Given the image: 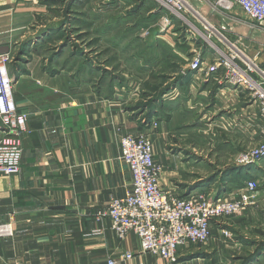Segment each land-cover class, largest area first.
Returning a JSON list of instances; mask_svg holds the SVG:
<instances>
[{
  "label": "crops",
  "instance_id": "crops-1",
  "mask_svg": "<svg viewBox=\"0 0 264 264\" xmlns=\"http://www.w3.org/2000/svg\"><path fill=\"white\" fill-rule=\"evenodd\" d=\"M41 6L44 7L37 0H0V27H5L0 30V40L25 37L28 31L21 30L44 11ZM238 25L244 29L242 35L246 39L260 42L252 54L257 49L262 52L264 33ZM9 42L0 41V47H8ZM13 56L8 65L14 80L13 95L18 111L27 115L28 130L21 139L20 171L0 174V223L10 222L13 228L12 236L0 237V264H108L110 259L115 264H207L204 255L211 251L220 261L228 255L230 264H264V204L247 206L225 221H217V226L212 225L210 240L180 247L175 260L143 252L132 232L118 238L109 217L99 215L106 211L112 197L122 196L131 187V172L119 159V141L126 134L144 132L149 136L154 159L163 165L160 185L177 196L205 191L216 197L236 189L220 190V178L216 176L214 181L190 190L195 182L209 178L206 171L198 174L192 170L195 157L201 163L224 164L228 158H223L230 154L227 146L216 143L208 150L207 158L198 155L189 141L178 142V133L190 137L195 128L181 109L182 100L188 96L182 88L192 82V77H203V72H187L178 77L168 88L164 103H160L161 99L149 108H140L136 105L145 98L129 89L127 93L124 85L118 86L129 78L123 75L124 79L115 78V83L108 73L104 76L102 65L99 72L90 64L52 72L39 59L21 64L22 60ZM208 58L203 56V66L208 64ZM212 76L208 83L204 81L200 92L213 88L216 102L221 101L214 103L213 114L221 122L229 125L239 119L246 123L255 116L259 118L258 107L252 114L251 107L256 103L246 93L219 81L218 74ZM152 121H156L155 127H150ZM243 132L247 139L241 142L236 138L233 143L238 150L259 141V136L254 135L256 129L249 133L245 128ZM254 137L256 143L252 142ZM260 172H264V166H260ZM226 187H230L228 181ZM258 195V201H262L264 191L259 190ZM223 229L229 231L228 238L222 236ZM125 251L132 252L133 257L122 261ZM198 253L200 256L193 257Z\"/></svg>",
  "mask_w": 264,
  "mask_h": 264
},
{
  "label": "rangeland",
  "instance_id": "rangeland-1",
  "mask_svg": "<svg viewBox=\"0 0 264 264\" xmlns=\"http://www.w3.org/2000/svg\"><path fill=\"white\" fill-rule=\"evenodd\" d=\"M37 1L44 6L40 8L44 11L38 12L32 19L33 22H30L27 27L25 25V29L21 30V32L28 31L27 35L25 37L16 35L10 39L1 38L0 40L11 41L8 43V48L15 58L19 57V61L22 60L21 64H25L31 59H39L52 72L61 67L69 70L77 66V69H80L78 68L80 65L87 64L97 67L98 69H94L99 72L103 66L104 76H107L106 73H108L109 77L112 76L111 81H114L115 78L117 81L124 79L123 75L127 76L129 80L120 81L118 86L124 85L127 93L131 91L144 98H149L148 101L151 105L165 97L168 88H172L178 77L188 74L187 72H196L190 68L193 60V54L190 51L201 47L202 56L209 57V60L211 56L208 55L212 53L209 44L219 45L217 41H220L219 38L222 39L220 34L216 33V35H211L209 42H204L201 36L200 38L193 37L200 43L191 40V43L187 44L189 40L186 38L184 28H181L179 23H175V28L173 27L170 31L160 33V13H155L160 6L155 1L154 3L150 0ZM197 8L215 30L222 32L231 40L238 41L239 46L245 48L246 52L253 56L254 48L260 42L246 39L242 35L244 29L240 25L220 19L210 13L205 6L199 4ZM3 19L5 21V18ZM196 25L201 31L209 28L206 24L199 22H196ZM1 29H5V27H0ZM214 29L209 30L213 33ZM257 34L259 35V33ZM261 40L264 43V37ZM261 46L263 51L260 61H258V57L256 60L264 63V45ZM211 77H213L212 74L204 75L201 78L194 76L192 82L183 86L182 89H185L188 96L182 100L181 109L188 116L190 126L195 128L189 133L190 137H185L183 133H178L177 137L181 139L178 142L189 141L191 146L196 148L198 155L200 153L202 156L206 155L207 158H209L208 150L212 145L218 143L227 146L229 149L226 150L230 154L223 158V160L228 158L224 164L215 162L213 158L211 160L214 162L211 164L201 163L198 161L200 159L196 157L195 163L191 164L192 170L198 174L206 171L209 173L208 177L218 176V174L220 177L222 175L220 172L225 168L236 165V159L240 153L252 147V143H250L246 146L248 148L244 147L245 149L238 150V148H234L235 144L233 143L236 138L237 141H245L247 138H245L243 130L246 128L247 132L251 133L252 128L253 130L257 129L256 125L260 123V118L251 117V121H246L247 125L243 122L244 120L240 119L229 125L221 122L220 117L213 114L214 103L215 105L221 103L220 100L216 102L215 94L212 92L213 88L209 87L204 92L201 89L200 92L204 81L208 83ZM110 86L112 89L113 84ZM162 89L164 92H161L160 99H157L156 93ZM164 101L166 100L163 99L160 103H164ZM221 105L223 108V104ZM154 107H157V104ZM251 109L252 114L256 113L257 105H252ZM180 134L186 139L181 138ZM254 135L258 136L257 133ZM248 137H250L249 134ZM256 140L257 138L254 137L253 141L252 138L248 141L255 142ZM260 166L263 168L264 158L256 164L248 166L245 176L246 174L251 176L259 173L258 191H264V172H260ZM258 199L259 195L257 194L256 201L251 205L264 204V197L262 201H258ZM255 209L258 213L260 212L258 208ZM226 219L228 218L224 217L220 222ZM216 222H212L213 228L215 225L217 226ZM221 234L225 238L230 236L229 231L225 229L221 230ZM212 236L213 231L211 238ZM195 256H200V254L193 255V257ZM226 256L220 261L218 256L211 251L204 255V259L207 264H230L229 256ZM244 262L242 261V263Z\"/></svg>",
  "mask_w": 264,
  "mask_h": 264
},
{
  "label": "built area",
  "instance_id": "built-area-1",
  "mask_svg": "<svg viewBox=\"0 0 264 264\" xmlns=\"http://www.w3.org/2000/svg\"><path fill=\"white\" fill-rule=\"evenodd\" d=\"M154 1L160 6V33L170 31L175 23H179L189 41L197 42L193 37L202 36L204 42H209L211 35L216 33L222 37L217 41L219 45L209 44L212 54L205 66L202 48L193 49L190 68L203 72V75L218 74L219 81L246 93L256 103L260 118L256 129L259 141L240 153L235 163L239 166L256 164L264 158V63L256 60L261 50L257 49L250 56L238 41L216 31L195 2L214 11L218 17L264 33V0ZM196 22L209 28L201 31ZM209 29H214V32ZM11 59L10 51L0 52L1 175H13L20 171L21 139L28 130L27 115L18 111L13 95L14 80L8 67ZM143 123L147 125L146 121ZM156 125V121H152L150 127ZM119 147V159L128 166L132 175L131 187L122 196L112 197L106 211L99 215L109 217L111 228L118 238L134 233L143 252L175 260L180 247L200 245L210 240L213 221L238 214L256 201L259 183L254 177L247 178L241 187L229 191L228 195L215 198L205 191H198L179 197L160 185L163 165L155 161L152 142L146 133L122 136ZM12 235V224L0 223V237ZM132 257V252L125 251L121 260ZM115 263L113 259L108 260V264Z\"/></svg>",
  "mask_w": 264,
  "mask_h": 264
},
{
  "label": "trees",
  "instance_id": "trees-1",
  "mask_svg": "<svg viewBox=\"0 0 264 264\" xmlns=\"http://www.w3.org/2000/svg\"><path fill=\"white\" fill-rule=\"evenodd\" d=\"M152 3H154V0H150ZM155 13H160V8L156 11ZM160 15V14H159ZM184 38V36H183ZM16 59H19V57H16ZM20 60V59H19ZM161 92H164L163 89L162 90H158L157 93H156V97L159 98V95ZM142 97V96H141ZM143 98V97H142ZM149 98H145V100H141L137 103L136 107H140V108H145V107H150V101H148ZM148 117H149V114H148ZM247 168L248 166H237V165H233V166H230L228 168H225L223 171H222V175L219 177L220 179L218 180V188L220 190H222L223 188H231V187H235V188H239L241 187L243 184H244V181L247 179V178H250L252 176L246 174L245 176V173L247 171ZM219 176V174H218ZM216 175L214 177H209L205 180H201V181H198L197 183H195L191 188L190 190H192V188H195V187H200L206 183H209V182H212L214 181ZM242 177H245V179H242ZM226 181L229 182L230 184V187H226ZM225 184V185H224ZM223 187V188H222ZM218 197V196H216ZM199 254V253H198Z\"/></svg>",
  "mask_w": 264,
  "mask_h": 264
},
{
  "label": "water",
  "instance_id": "water-1",
  "mask_svg": "<svg viewBox=\"0 0 264 264\" xmlns=\"http://www.w3.org/2000/svg\"><path fill=\"white\" fill-rule=\"evenodd\" d=\"M187 1H189V2H195L196 0H187ZM209 11H210V13H212V14H216L214 11H212V10H210L209 9ZM220 17H222V16H220ZM6 51H8V47H6V46H2V47H0V52H6ZM216 198V197H215Z\"/></svg>",
  "mask_w": 264,
  "mask_h": 264
}]
</instances>
